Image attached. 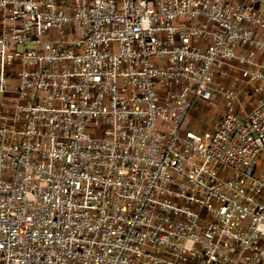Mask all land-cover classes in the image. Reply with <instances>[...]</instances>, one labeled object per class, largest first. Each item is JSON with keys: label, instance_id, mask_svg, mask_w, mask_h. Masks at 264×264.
Listing matches in <instances>:
<instances>
[{"label": "built area", "instance_id": "built-area-1", "mask_svg": "<svg viewBox=\"0 0 264 264\" xmlns=\"http://www.w3.org/2000/svg\"><path fill=\"white\" fill-rule=\"evenodd\" d=\"M0 264H264V0H0Z\"/></svg>", "mask_w": 264, "mask_h": 264}, {"label": "rangeland", "instance_id": "rangeland-1", "mask_svg": "<svg viewBox=\"0 0 264 264\" xmlns=\"http://www.w3.org/2000/svg\"><path fill=\"white\" fill-rule=\"evenodd\" d=\"M29 49H32V46ZM20 50H23V47ZM11 83L17 84L18 80L13 79ZM225 111V104L220 100L201 102L188 116L186 126L196 130L212 129L218 124L220 117Z\"/></svg>", "mask_w": 264, "mask_h": 264}]
</instances>
